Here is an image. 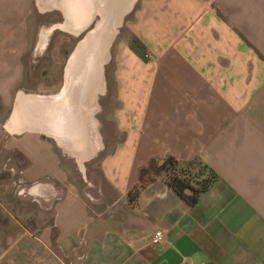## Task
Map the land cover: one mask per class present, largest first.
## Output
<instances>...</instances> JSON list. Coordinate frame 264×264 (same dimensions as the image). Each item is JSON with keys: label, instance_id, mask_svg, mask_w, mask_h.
Returning a JSON list of instances; mask_svg holds the SVG:
<instances>
[{"label": "crops", "instance_id": "crops-1", "mask_svg": "<svg viewBox=\"0 0 264 264\" xmlns=\"http://www.w3.org/2000/svg\"><path fill=\"white\" fill-rule=\"evenodd\" d=\"M59 32L73 41L53 83ZM98 95L113 106L91 116L99 149L79 162ZM0 136L21 163L13 201L51 211L25 238L40 248L30 264H264V0H0ZM166 155L216 172L195 203L166 183Z\"/></svg>", "mask_w": 264, "mask_h": 264}, {"label": "rangeland", "instance_id": "rangeland-1", "mask_svg": "<svg viewBox=\"0 0 264 264\" xmlns=\"http://www.w3.org/2000/svg\"><path fill=\"white\" fill-rule=\"evenodd\" d=\"M92 28L93 23L88 25V28L84 30V33L86 34V32ZM121 28L122 24L118 26L116 31L119 32ZM117 34L118 33H116L117 37L115 36L116 40L119 36ZM81 36H83V33L80 35V37ZM72 41V37H66V35L60 32L56 33L54 36L52 41V49H58L59 51H55V59H51L53 65L57 64L55 70L53 71V75L50 78L53 83H55L59 77V72L63 66L61 61L65 56L67 48L72 44ZM114 46V43H112L109 48V55L114 52ZM55 61H59L60 63L54 64ZM44 62V58L37 61V65L40 70L42 69L43 64H45ZM47 65H49V63ZM110 65L109 63H106L103 67V73L105 76L106 74L109 75L111 72ZM42 79H44L43 76H41L40 80ZM112 106V100H108V98L102 99L101 95H98L96 100L97 111L94 114V117L97 119V125L100 124L99 120L102 123H106L108 109ZM3 139L4 138L0 136V264H30L28 252L31 251V247H34L32 250H35L36 248V251H39L40 248L38 244L35 245L33 242L28 241V239L25 238L29 236L28 234L36 235L40 233L43 228L40 226V224H43L45 220H50L51 211L49 207L47 209L42 206L39 207L37 205L38 203L31 201L28 196L23 197L25 198L23 199L25 203L19 202L16 204L13 201L15 197L17 198V196H20L18 193V187L23 183L19 177V179L16 177V175L19 173V169L17 167L21 163H17V157L4 148ZM101 155H98L94 158L92 157L93 159H89L88 164H86L87 162H84L83 164L82 171L87 174L90 179L95 175V173H97V160ZM9 168H13V171H16L15 175L13 176L10 174V177L17 179L13 180L12 178H6V173L13 172L12 169ZM77 183L83 197L85 199H89L86 196V193L92 190L94 186L91 184L89 185L87 180H77Z\"/></svg>", "mask_w": 264, "mask_h": 264}, {"label": "trees", "instance_id": "trees-1", "mask_svg": "<svg viewBox=\"0 0 264 264\" xmlns=\"http://www.w3.org/2000/svg\"><path fill=\"white\" fill-rule=\"evenodd\" d=\"M129 45L134 53L144 57L142 44L135 36H131ZM160 168L165 172L168 186L189 204L195 203L200 194L217 178L213 168L197 156L179 160L172 155H166L160 163Z\"/></svg>", "mask_w": 264, "mask_h": 264}, {"label": "bare ground", "instance_id": "bare-ground-1", "mask_svg": "<svg viewBox=\"0 0 264 264\" xmlns=\"http://www.w3.org/2000/svg\"><path fill=\"white\" fill-rule=\"evenodd\" d=\"M130 2H124L122 6L120 7L119 13L116 17V20L114 21L112 28L110 29L109 33L106 36L105 42L102 46L101 52L99 54L97 65H98V71L101 72V66L107 61L108 59V48L110 46L111 41L114 38V35L116 33L117 27L120 25L121 19L126 12V10L130 7ZM100 75V74H99ZM95 93L102 91V82L99 83V85L95 86L94 89ZM89 106L86 108V116L88 117V130L91 133V136L89 137L90 147L88 150H85L83 152H77L74 151L77 155V159L79 162H82L83 160L89 158L92 156V154L95 153L99 149V142L97 140V137L94 134V128H95V122L93 119H91V116L97 111L96 104L94 101V96L90 99ZM90 118V119H89Z\"/></svg>", "mask_w": 264, "mask_h": 264}, {"label": "built area", "instance_id": "built-area-1", "mask_svg": "<svg viewBox=\"0 0 264 264\" xmlns=\"http://www.w3.org/2000/svg\"><path fill=\"white\" fill-rule=\"evenodd\" d=\"M162 238H163V233L160 230L155 231L150 238V243L156 244V243L160 242V240Z\"/></svg>", "mask_w": 264, "mask_h": 264}]
</instances>
